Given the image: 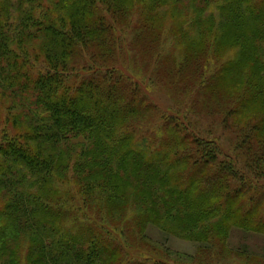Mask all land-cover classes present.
<instances>
[{"label": "trees", "instance_id": "trees-1", "mask_svg": "<svg viewBox=\"0 0 264 264\" xmlns=\"http://www.w3.org/2000/svg\"><path fill=\"white\" fill-rule=\"evenodd\" d=\"M263 95L264 0H0V264H264Z\"/></svg>", "mask_w": 264, "mask_h": 264}, {"label": "rangeland", "instance_id": "rangeland-1", "mask_svg": "<svg viewBox=\"0 0 264 264\" xmlns=\"http://www.w3.org/2000/svg\"><path fill=\"white\" fill-rule=\"evenodd\" d=\"M246 28L247 27H245L244 30H246ZM222 46L223 45H221L220 48H222ZM124 61L127 64L130 61V54L127 50H125V53H124ZM126 73H127V75H135L136 79L139 78L141 75L140 69H136L134 71L128 70ZM144 83L149 88L150 91H148L146 89L145 85H142V88L148 94L149 98L153 102H155L158 106H160L163 109H166L168 105H171V103H172L171 96L172 97L174 96V91L166 88L165 82H163L161 79H157L154 84H150L149 78H148V76H146L144 78ZM227 84L230 85V83H227ZM229 85H228V87H229ZM263 99H264V95H263L262 99H260L257 102V105H255L257 109L263 108V106H264ZM178 103H181V99L178 100ZM230 123L232 124L231 121H230ZM200 125L204 131L207 132V130H212L211 131L212 135L221 137L223 140L221 142H219V144L222 146V148H221L222 154L224 156H227L228 158H230V160L236 161L238 165H241V161L239 159V156H237V153L238 152L243 153L244 150H239L238 139H236V134L232 131L230 126L225 124V130H223L221 127V121H220L219 117H216V118L210 117L208 114L203 115V118L200 121ZM233 157L235 158L234 160H233ZM187 201L189 202V204L191 205L192 208H194L198 205V203H195L196 200L193 199V196L192 197L189 196ZM148 235L151 236L154 240L163 244L164 246L170 247L174 251H179L181 253H186L188 255L193 256L197 250V246L194 243L188 242L185 240H181V239L179 240V239L173 238V237L167 238V237L163 236L161 233H159L155 228H152V226H150L148 229ZM263 241H264V238H262V237H258V238H256L255 241H253L251 238L244 235V233H235L236 244H238V245L247 244L250 246V250H252V252H261V254H262L264 252ZM142 253H144V252H142ZM263 256H264V254H263ZM218 258L221 259L222 257H218ZM229 259L230 258H226L227 263L223 259L225 261V263L221 262V264H234V263L229 262L228 261ZM233 260H234V258H233ZM235 261L237 262V264H245L243 260L240 261L237 258H235ZM215 262H217V259L215 260Z\"/></svg>", "mask_w": 264, "mask_h": 264}]
</instances>
